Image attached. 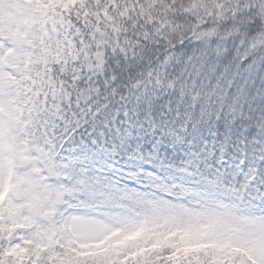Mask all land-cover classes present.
<instances>
[{
    "label": "snow or ice",
    "instance_id": "snow-or-ice-1",
    "mask_svg": "<svg viewBox=\"0 0 264 264\" xmlns=\"http://www.w3.org/2000/svg\"><path fill=\"white\" fill-rule=\"evenodd\" d=\"M0 264H264V0H0Z\"/></svg>",
    "mask_w": 264,
    "mask_h": 264
}]
</instances>
